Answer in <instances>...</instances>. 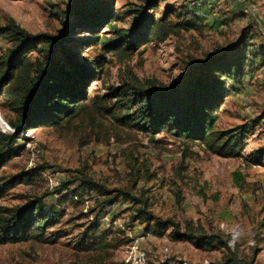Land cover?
<instances>
[{
	"label": "rangeland",
	"instance_id": "obj_1",
	"mask_svg": "<svg viewBox=\"0 0 264 264\" xmlns=\"http://www.w3.org/2000/svg\"><path fill=\"white\" fill-rule=\"evenodd\" d=\"M72 1L0 0V26L13 19L30 34L58 36L64 29L62 13ZM199 1L198 13L207 17L212 28L181 31L164 43L153 42L132 55L108 53L100 45L75 50L80 60L103 65L102 80L91 86L90 97L105 94L108 86H119L132 75L143 82L170 84L208 55L235 44L246 28L253 30L254 43L264 42V0ZM184 3L192 2L166 0L155 12L156 17L166 6L182 7ZM114 4L118 19L101 30V37L114 38V27L133 28L134 16L129 11L143 2L114 0ZM92 37L91 30L83 29L73 39L87 41ZM10 47L8 41L0 39V57ZM0 113L6 121L0 124L1 130L10 131L8 119L15 116L5 108V98L0 100ZM217 113L216 128L221 131L263 117L247 140L243 158H223L201 143L170 134L149 136L120 127L111 117H102L92 109L63 128L27 132L30 141L25 142V151L0 170V177L38 170L37 177L13 188L0 199V207L11 209L40 198L63 214L61 224L53 229L62 236L55 244L0 246V264H126L128 247L136 237L144 238L147 264L216 263L231 252L247 263L264 264V162L255 165L251 162L255 158L250 156L264 147V67L247 79L239 92L226 98ZM235 173L244 177L241 188L234 182ZM83 176L108 190L129 192L142 199L148 205L146 210L157 218L173 220L182 227L190 223L208 235H219L228 247L214 244L208 249L198 248L188 241H174L168 233L157 237L140 220H133L144 204L121 197L117 204L103 210L100 203L104 198L82 189L79 179ZM67 182L71 183L69 191L81 194L83 202L59 203L62 195L58 190ZM98 214L101 229L110 231L112 246L104 251H76L80 232Z\"/></svg>",
	"mask_w": 264,
	"mask_h": 264
},
{
	"label": "trees",
	"instance_id": "obj_2",
	"mask_svg": "<svg viewBox=\"0 0 264 264\" xmlns=\"http://www.w3.org/2000/svg\"><path fill=\"white\" fill-rule=\"evenodd\" d=\"M141 1L143 5L129 11L134 16V27L129 30L114 27V38L100 35L101 30L118 19L114 0H73L62 13L64 29L58 36L30 34L13 19L0 26V39L11 44L0 57V100L5 98V108L15 116L8 119L10 131L0 128V170L23 154L25 142L30 141L27 132L63 128L91 109L102 117H111L120 127H130L149 136L166 133L177 139L198 142L223 158L244 157L247 140L263 117L223 131L216 126L217 112L226 98L239 92L247 79L264 67V42L254 43L250 28L242 32L235 44L208 55L170 84L143 82L132 75L119 86H108L105 94L90 97L91 86L102 80L103 65L80 60L74 53L78 48L100 45L108 53L132 55L153 42L164 43L181 31L203 26L212 28L206 22L207 17L198 13L202 4L199 0H189L191 5L184 3L182 7L168 5L159 17L155 12L166 0ZM83 29L91 30L93 37L87 41L73 39ZM36 52L38 56L34 57ZM250 156L255 158L251 161L255 165L263 164L264 147ZM37 171L0 177V199L18 185L33 182ZM233 178L241 188L243 175L235 173ZM79 180L84 191H94L104 198L100 203L103 210L117 204L121 197L144 204V209H138L133 220H140L147 231L157 237L168 233L172 240L188 241L198 248L208 249L214 244L228 247L221 236L208 235L203 228L195 229L190 223L182 227L173 220L155 217L146 210V202L129 192L108 190L87 176ZM70 184H62L58 190L62 195L59 203L80 204L83 197L77 191H69ZM100 219L101 214H98L83 227L74 245L76 251H104L112 246L110 231L101 229ZM62 220L61 211L40 198L34 197L24 206L11 209L0 207V246L58 243L62 235L53 229ZM256 254L257 250L254 256ZM208 264L252 263L231 252L223 261Z\"/></svg>",
	"mask_w": 264,
	"mask_h": 264
},
{
	"label": "built area",
	"instance_id": "obj_3",
	"mask_svg": "<svg viewBox=\"0 0 264 264\" xmlns=\"http://www.w3.org/2000/svg\"><path fill=\"white\" fill-rule=\"evenodd\" d=\"M143 237H136L131 240L128 247L125 262L126 264H147V252L142 247Z\"/></svg>",
	"mask_w": 264,
	"mask_h": 264
},
{
	"label": "bare ground",
	"instance_id": "obj_4",
	"mask_svg": "<svg viewBox=\"0 0 264 264\" xmlns=\"http://www.w3.org/2000/svg\"><path fill=\"white\" fill-rule=\"evenodd\" d=\"M6 121L3 117V115L0 113V124L5 125Z\"/></svg>",
	"mask_w": 264,
	"mask_h": 264
}]
</instances>
